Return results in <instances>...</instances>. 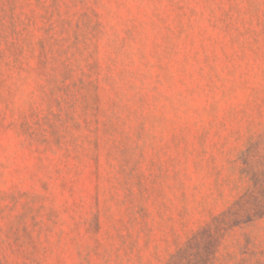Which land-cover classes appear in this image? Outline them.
Listing matches in <instances>:
<instances>
[{"label": "rangeland", "instance_id": "obj_1", "mask_svg": "<svg viewBox=\"0 0 264 264\" xmlns=\"http://www.w3.org/2000/svg\"><path fill=\"white\" fill-rule=\"evenodd\" d=\"M0 264H264V0H0Z\"/></svg>", "mask_w": 264, "mask_h": 264}]
</instances>
